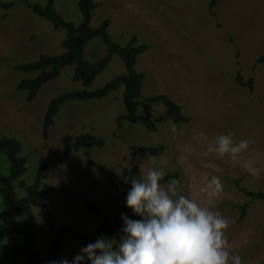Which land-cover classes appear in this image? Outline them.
<instances>
[{"label":"rangeland","instance_id":"374dc122","mask_svg":"<svg viewBox=\"0 0 264 264\" xmlns=\"http://www.w3.org/2000/svg\"><path fill=\"white\" fill-rule=\"evenodd\" d=\"M45 6L47 0H0V139L15 138L24 145L29 160L26 180L34 183L38 168L47 166L42 190L47 209L33 208L38 231V254H46L62 226L91 236L104 221L90 204L115 221L125 213L131 187L124 170L129 169L133 147H165L161 157L140 155V178L152 169L167 175L180 174L178 194L210 206L228 219L225 235L231 254L241 264H264V204L257 201L244 221L240 208L249 202L235 183L250 191L264 192V0H219L211 16L209 0H97L100 7L92 26L112 21L113 41L127 46L134 36L150 51L140 56L136 70L146 74L142 100L168 95L183 108L189 123L176 127L162 105H142L139 113L157 124V132L128 125L118 131L117 120L126 115L124 88L102 100L65 104L47 136L44 119L51 100L62 93L83 89L73 81V67L47 84L38 98L29 102L17 86L27 78L16 67L42 55L63 53L66 32L38 18L26 3ZM80 0H56L58 12L75 25L82 23ZM107 47L95 40L87 59L99 61ZM241 70L245 81L255 79V91L240 87L235 79ZM124 63L114 57L90 91L125 75ZM175 129V131H174ZM204 132L207 140H202ZM91 134L105 141L103 149L76 151L81 135ZM232 134L234 143L248 140L249 147L235 157L216 152V137ZM0 169L9 167L0 156ZM212 176L223 183L221 197L211 204L201 189ZM138 179V178H136ZM128 180V179H127ZM167 185L162 187L167 188ZM4 211L0 197V213ZM124 234L115 240L118 243ZM84 247L67 236L56 260H72ZM10 251L0 239V264H9Z\"/></svg>","mask_w":264,"mask_h":264},{"label":"trees","instance_id":"16d2710c","mask_svg":"<svg viewBox=\"0 0 264 264\" xmlns=\"http://www.w3.org/2000/svg\"><path fill=\"white\" fill-rule=\"evenodd\" d=\"M209 11L216 18L215 12L219 0H209ZM29 9L38 18L50 23L56 31H65L66 38L62 43L63 53L59 55H42L34 62L25 63L16 67L21 73L31 78L24 79L18 86L17 91L26 92L29 102L35 101L42 89L49 83L57 81L68 67H73V81L81 84L83 89L62 93L53 98L49 104L45 119V136L54 126L61 108L70 102L102 100L110 94L124 88L123 103L126 115L117 120V129L121 131L126 124L143 128L150 133H156L158 128L156 122L139 113L142 105H162L168 112L172 123L176 127L189 123V118L184 114L182 106L176 103L168 95H158L142 100L143 88L146 82V74L138 73L136 66L140 56L150 51V46L140 44L138 36H134L127 46H122L113 41L109 28L112 21L106 19L100 27L92 26L94 15L100 5L97 0H80L79 10L82 15V23L75 25L68 22L57 10L56 0H47L45 6L41 4L26 3ZM101 40L107 47L106 54L97 62L87 59L88 47L91 42ZM114 57H118L125 65L126 74L119 76L101 88L90 91L96 79L101 76ZM259 65L264 64V56L259 59ZM236 83L247 89L250 93L255 91V79L245 81L241 70L237 71ZM105 141L101 137L86 134L77 137L75 142L76 151H89L103 149ZM129 169L124 170V176L131 179L140 178V168L137 159L140 155L161 157L165 147H133ZM0 156L9 167L6 175L0 169V197L4 211L0 213V239L4 240L9 248L11 261L9 264H43L46 260H56L62 252L67 236H71L86 246L100 237L116 239L123 234V221L119 217L115 221L104 214L98 206L93 204L89 208L104 224L91 236L77 234L71 227L62 226L55 241L50 245L46 254H38V231L39 227L36 217L31 213L33 208L46 210L47 199L42 190L43 181L47 180V166L38 168L34 183H29L26 176L29 173V160L24 155V145L15 138L3 137L0 139ZM180 180V174H169L161 180V186L167 185L171 180ZM238 191L244 195L249 202L240 208L241 221L247 217L251 203L261 202L264 204L263 191H250L242 187L239 182L235 183ZM129 208L125 213H129ZM129 218L140 219L130 213ZM115 243V242H114Z\"/></svg>","mask_w":264,"mask_h":264},{"label":"clouds","instance_id":"9594fccd","mask_svg":"<svg viewBox=\"0 0 264 264\" xmlns=\"http://www.w3.org/2000/svg\"><path fill=\"white\" fill-rule=\"evenodd\" d=\"M175 131V129H174ZM202 140H207L200 132ZM249 147L248 140L234 143L232 134L216 137V152L235 157ZM163 168L150 170L141 179H126L131 184L126 207L134 216L122 214L123 236L100 237L80 249L72 260L62 258L50 264H241V258L231 254L225 235L229 221L210 206L178 194V180L164 188ZM223 183L212 176L201 189L209 204L221 197Z\"/></svg>","mask_w":264,"mask_h":264}]
</instances>
